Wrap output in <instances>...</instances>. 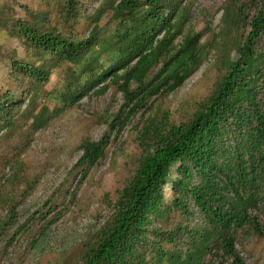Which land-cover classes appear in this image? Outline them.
<instances>
[{"label": "trees", "instance_id": "trees-1", "mask_svg": "<svg viewBox=\"0 0 264 264\" xmlns=\"http://www.w3.org/2000/svg\"><path fill=\"white\" fill-rule=\"evenodd\" d=\"M80 2L60 0L62 17H75ZM182 5L102 0L97 12L112 24L108 37L100 36L98 24L82 39L40 31L23 20L14 30L36 51L73 64L58 96L62 101L77 99L109 75L122 79L118 87L128 101H142L163 86L178 87L197 62L198 34L186 33L178 47L172 45L184 22ZM226 12L234 24L248 27L226 73L187 120L141 132L133 173L74 264H245L238 234L246 228L260 233L264 212V0H229ZM12 64L17 72L47 79L43 64ZM19 105L10 92L0 94V130L14 128ZM105 141L79 142L76 165L83 173L103 156ZM173 163L180 175L170 183L172 203L185 220L163 228V188ZM16 219L12 213L0 220V235L8 237Z\"/></svg>", "mask_w": 264, "mask_h": 264}, {"label": "rangeland", "instance_id": "rangeland-1", "mask_svg": "<svg viewBox=\"0 0 264 264\" xmlns=\"http://www.w3.org/2000/svg\"><path fill=\"white\" fill-rule=\"evenodd\" d=\"M101 2L81 0L78 14L65 19L60 0H0V94L10 92L20 103L14 128L0 130V220L12 213L17 218L11 234L0 235V264H74L133 173L141 132L187 120L226 73L248 31L226 15L229 0H183L184 22L172 45L186 33L198 34L199 56L182 84L128 101L118 87L122 79L109 75L77 99L62 101L58 96L67 89L73 64L30 47L15 32V22L73 39L86 37L98 24L100 36L108 37L112 24L97 12ZM106 56L101 54L102 63ZM14 60L43 64L47 79L17 72ZM85 137L106 141L103 156L83 173L76 162ZM179 175L173 163L163 188V228L185 220L172 203L170 183ZM258 222L260 233L246 228L238 234L245 264H264V212Z\"/></svg>", "mask_w": 264, "mask_h": 264}]
</instances>
